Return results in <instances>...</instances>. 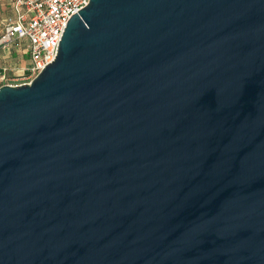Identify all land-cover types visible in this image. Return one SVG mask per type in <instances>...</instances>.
<instances>
[{"label":"water","instance_id":"95a60500","mask_svg":"<svg viewBox=\"0 0 264 264\" xmlns=\"http://www.w3.org/2000/svg\"><path fill=\"white\" fill-rule=\"evenodd\" d=\"M0 264H264V0H90L0 87Z\"/></svg>","mask_w":264,"mask_h":264},{"label":"built area","instance_id":"2783aa9c","mask_svg":"<svg viewBox=\"0 0 264 264\" xmlns=\"http://www.w3.org/2000/svg\"><path fill=\"white\" fill-rule=\"evenodd\" d=\"M15 11V23L6 24L0 37V49L15 41H25L30 66L22 70L23 84H29L57 57L58 47L69 20L89 5L90 0H9ZM8 71L0 72V87L8 83ZM20 84V85H23Z\"/></svg>","mask_w":264,"mask_h":264},{"label":"crops","instance_id":"0c3cea01","mask_svg":"<svg viewBox=\"0 0 264 264\" xmlns=\"http://www.w3.org/2000/svg\"><path fill=\"white\" fill-rule=\"evenodd\" d=\"M3 2H4V5H6L7 8L9 9V12L7 13L5 19H3V23H4L3 25L5 26L6 24L15 23V19H16L15 11H14L12 5L10 4V1L4 0ZM22 44L24 46H27V43L25 41H18L17 40L16 42H14V44L12 45L11 48H9V49L7 48L3 52L0 51V72L3 70H7L8 73L10 71H13V70L19 71V70H21L20 69L21 67L26 66L25 62L21 59L22 57L20 54L21 53L20 49H21ZM16 49H18L19 54L17 53V56L15 57ZM10 54H12V56H9ZM8 59H10V60H8Z\"/></svg>","mask_w":264,"mask_h":264},{"label":"rangeland","instance_id":"374dc122","mask_svg":"<svg viewBox=\"0 0 264 264\" xmlns=\"http://www.w3.org/2000/svg\"><path fill=\"white\" fill-rule=\"evenodd\" d=\"M4 0H0V37L3 35V33H4V28H5V26L3 25L4 23H3V19H5V17H6V15H7V13L9 12V9L7 8V6L6 5H4V2H3ZM16 42V41H15ZM14 43H12L10 46H9V48H11L12 47V45H13ZM8 48V49H9ZM26 50V51H25ZM0 51H4V49H0ZM20 54H21V59L25 62V64H26V66H24V67H21L20 69L21 70H19V71H17V70H13V71H10L9 73H8V79H9V81H8V83H11V84H18V85H20V84H23L24 82H29V80H24L22 77H20V75L22 74V70H24V69H27V68H29V66H30V55L28 54V52H27V46H24L23 44L21 45V49H20ZM27 54H26V53ZM17 53L19 54V51H18V49H16V53H15V57L17 56ZM9 56H12V54H10ZM14 57V58H15ZM8 60H10V59H8ZM29 64V65H28Z\"/></svg>","mask_w":264,"mask_h":264}]
</instances>
